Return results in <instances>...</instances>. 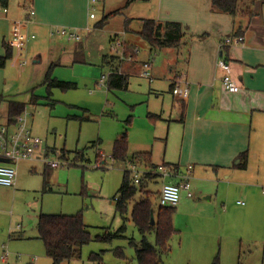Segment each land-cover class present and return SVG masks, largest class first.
<instances>
[{"label": "rangeland", "instance_id": "374dc122", "mask_svg": "<svg viewBox=\"0 0 264 264\" xmlns=\"http://www.w3.org/2000/svg\"><path fill=\"white\" fill-rule=\"evenodd\" d=\"M115 2L106 0L107 6L112 9L116 7ZM96 5L92 11L96 19L89 21L92 39L86 40L84 33L80 34L79 42H74L61 35L57 37L56 45L54 40L42 42L35 34V39L28 41L26 52H23L27 63L10 67V59L4 66L2 75L6 92L3 96L25 104L22 115L27 114V127L31 134L41 139V148L46 151L43 156L47 160L39 155V161L32 164L14 163L16 180L20 182L15 188L0 187L1 253L29 252L42 257V264H51L45 256L42 242L37 239V215L80 212L83 222L90 227L92 240L82 247L79 258L62 264H97L90 259L91 253H100V264H137L134 247L129 241L138 242L139 232L129 213L123 221L115 212L113 201L123 171L128 170L130 164L111 158L113 144L125 132L128 155L148 150L152 164L158 165L166 153L169 156L177 153L179 135L174 134V128H179V125H171L170 137L166 138L167 123L157 116L161 114L167 119L173 99L168 91L169 83L158 76V72L151 71L150 84L141 70L135 69L124 72L127 75L125 89L107 90L106 80L98 85L101 75L109 73V69L102 64V56L114 54L110 51L112 43L109 36L117 33L121 40L127 39L122 34L125 27L122 14L108 18L100 29L93 30L92 23L105 16L101 6ZM117 10L118 7L113 12ZM130 29L139 28L134 23ZM132 35L136 34L129 31L128 37L132 38ZM136 47V61L140 62L145 59L144 50L138 45ZM125 50L126 46L123 55ZM123 55L116 56L113 61L115 67L121 61L130 62L129 54ZM156 57L161 58L162 55ZM155 58L153 64L157 66L159 60ZM51 79L69 82L75 87L67 90L48 88L47 83ZM33 98L34 104L30 103ZM0 107V112H5L3 104ZM5 120L3 115L0 122ZM61 153H64L63 156ZM53 157L59 158L62 166L52 169L47 161ZM44 164L51 169L46 182L41 174ZM253 164L259 166V160H252ZM136 170L140 173L145 171L144 168ZM252 173L239 183L222 180L220 184L211 185L206 181L204 186V178L200 182L199 178L193 180L191 177L192 197L187 198L183 192L180 194L177 210L173 214L176 231L169 241V252L162 257L163 264H189L191 256L187 253L197 252L198 239L207 232L211 222L213 227L210 230L222 237L221 245L225 247L228 244L229 248H233L235 260L232 264H237L234 255L237 252L240 253L241 264H264V194L261 192L264 180L256 178L257 170ZM212 174L205 177L210 178ZM160 185V179L150 185V201L154 210L159 205L157 190ZM200 185L209 189L208 194L199 192ZM209 194L212 199L207 200ZM138 196L134 200L140 199ZM237 201L244 204L237 205ZM122 226L124 230L119 232L120 237L110 241L93 238L106 230L115 233ZM148 240L154 242L152 234L148 235ZM207 244L203 243L204 246ZM117 248L122 251L123 257L117 255Z\"/></svg>", "mask_w": 264, "mask_h": 264}, {"label": "crops", "instance_id": "0c3cea01", "mask_svg": "<svg viewBox=\"0 0 264 264\" xmlns=\"http://www.w3.org/2000/svg\"><path fill=\"white\" fill-rule=\"evenodd\" d=\"M115 4L114 9L107 6L106 0H101L97 5L101 6L102 15H107L118 7L119 12L116 14H122L125 20V32L123 31L122 34L127 40H122L124 46L132 45L136 48V53V45L140 46L144 50L145 57L144 60L137 62L138 55L136 54L132 59L130 58L129 63L119 62L116 66L118 72L126 75L124 72L128 73L137 69L141 70L142 73V64L147 62L150 64L151 71L158 72V76L169 83L168 91L173 99L169 115L167 119L161 114L157 117L167 123L166 138L170 137L171 125H179V128L177 126L174 128V134L178 133L179 135V149L172 156L166 153L158 165L178 166L180 171H184L186 166L190 164L192 166V179L199 178L201 182V179L204 178L203 186L206 181H209L211 185L220 184L222 180L239 183L243 181L244 177L251 176L252 171L256 170V178L263 181L264 0L255 2L254 11L257 15L249 21L244 30L243 42L223 47L220 46L222 40L233 36L236 26L239 23L243 24L245 19L214 11L211 7V0H134L127 6H123L125 0H116ZM122 6L123 9H121ZM4 8L6 11L0 6V57L5 54L4 43L10 45L13 51V56L9 61L10 67L22 66L27 63L23 59V52H26L28 41L35 39V34L41 38L42 42L54 40L57 45V37L62 36L56 34L55 31L64 27L75 29L80 34L85 33L86 40L92 39V28L89 21L96 19V17H89L88 0H8V5ZM30 9L34 11V15L27 19ZM145 19H153L162 23H179L182 26L184 36L178 47L152 49L138 35ZM96 23H92L93 30L100 29V27H96ZM134 23L139 29L132 31L130 25ZM129 31L136 35L129 38ZM119 36L120 34L117 33L110 35L109 42L113 43L114 38H120L121 36ZM160 55H162L161 58L156 57ZM220 55L230 64L231 75L239 87L237 92H228L222 86L223 71L216 66V60ZM116 56L118 55L115 53L102 56V64L109 69V73L114 66L113 61L117 58ZM154 58L159 60V65L154 66ZM4 69V67L0 68V106L3 104L5 112H0V118L3 115L6 116L7 101L9 100L3 96V92H6L5 78L2 75ZM174 79H180L182 84L184 82L187 84L189 94L186 98L179 99L172 94L170 86ZM148 81L149 84L152 83V80ZM34 102V100L33 102L30 100L32 104ZM24 115L27 116V114ZM6 121L7 119L0 124H6L12 131L14 124H7ZM137 152L150 151H136L132 154ZM244 152L247 154L245 167L239 168V155ZM171 159L173 161H169ZM252 160H259V166L257 164L251 165ZM37 161L39 158L19 159L14 163L28 162L32 164ZM129 164L132 166L131 163ZM158 165L152 164L150 168L144 164L135 165L137 168L145 169L140 176V182L136 185L140 184L142 188L137 194L139 198L148 197L150 199L152 192L150 185L157 182L158 179L161 180V185L164 182H176L178 180L176 177L159 178L153 172ZM50 171L51 169H47L44 164L41 174L45 182ZM210 173H213L210 178L205 177ZM165 179L168 181H164ZM19 182L16 180L14 186L4 188H15ZM256 184H258L257 181ZM160 187L157 190V198ZM199 188V192L208 194L209 189H203L201 185ZM201 189L207 192L205 193ZM116 196L113 198L114 204ZM211 197V194L206 196L207 200L212 199ZM215 197L217 196L215 195ZM236 204L243 205L244 203L240 204L237 201ZM174 209L177 210V206ZM39 215L40 213L36 217L35 229ZM211 224L212 222L207 232L198 239L199 243L195 250L197 252L187 253L186 251L191 256L188 261L189 264H212L215 258L218 259L219 264H232L235 260L233 248H229L228 244L225 247L221 245L222 237L219 238L210 230L213 227ZM217 225L219 227V223ZM20 237L19 235L18 238ZM204 242L208 244L204 246ZM234 255L238 264L240 253L237 252ZM46 257L52 264V260L48 256ZM42 263V257H37L29 252L18 254L11 251L4 253L0 251V264Z\"/></svg>", "mask_w": 264, "mask_h": 264}, {"label": "trees", "instance_id": "16d2710c", "mask_svg": "<svg viewBox=\"0 0 264 264\" xmlns=\"http://www.w3.org/2000/svg\"><path fill=\"white\" fill-rule=\"evenodd\" d=\"M134 0H125L124 6H127ZM258 0H211V7L214 11L223 12L233 17H241L245 19L243 24L239 23L233 33V36L243 35L249 21L257 15L254 11V4ZM8 0H0V6L6 7ZM119 10L111 12L103 17L102 20L96 23V27H101L105 20L112 15L118 13ZM140 38L148 43L152 49L176 48L184 36L182 26L176 22H158L153 19L143 20L138 32ZM5 54L0 57V68H3L7 61L13 56V51L10 45L4 43ZM136 48L132 45H126L125 55L129 54L132 59L136 55ZM124 55V56H125ZM48 88L56 87L61 90H67L75 87L74 84L51 79L47 83ZM108 90L125 89L127 86V76L120 74L117 67L113 66L106 80ZM172 89V84L170 86ZM35 99H31L33 102ZM25 109V104L14 99L7 101V124H13ZM64 154V153H63ZM63 154H61L63 156ZM66 155V154H65ZM111 158L116 162L131 163L134 166L144 164L151 167L150 152H137L128 155V147L126 133L123 132L113 144ZM239 168L245 167L247 154L240 153ZM169 166V165H166ZM130 167V166H129ZM178 169V166H170ZM140 184L136 186L133 183L129 170H124L121 178V183L118 188L117 196L115 197V212L125 221L127 214L137 228L140 240L135 242L133 239L129 244L134 247L135 258L137 264H163L162 257L169 250V241L175 233L173 227L174 207H166L158 205L156 210L153 209L152 203L148 197L134 200L138 192L141 191ZM130 205V207H129ZM154 215L153 222L151 217ZM90 227L87 226L82 219L80 212L75 214H44L40 213L37 224V237L41 240L46 256L52 260V264H60L64 261L79 258L82 247L92 240ZM124 226L120 227L115 233L105 231L93 237L100 241H110L114 237H120ZM152 234L154 242L148 240V235ZM117 255L123 257V253L117 248ZM264 253V245H263ZM90 259L97 264L101 262L100 253H91ZM240 259V256H239ZM238 259V264H241ZM212 264H219L215 258Z\"/></svg>", "mask_w": 264, "mask_h": 264}, {"label": "built area", "instance_id": "2783aa9c", "mask_svg": "<svg viewBox=\"0 0 264 264\" xmlns=\"http://www.w3.org/2000/svg\"><path fill=\"white\" fill-rule=\"evenodd\" d=\"M100 0H88V9L90 11L89 17L94 18L95 5ZM4 11L6 9L2 7ZM34 15V11L32 9L28 10L27 19H30ZM56 34H60L64 36L67 41H80L81 36L80 33L75 29L68 28H58L55 31ZM244 37L242 35L227 37L222 40L220 46L226 45H236L242 43ZM112 45L110 50L117 55H123L124 51V42L120 38H114L112 41ZM121 49V51H119ZM124 57V55H123ZM130 58V57H129ZM216 66L219 67L223 71V75L221 78L222 86L228 92H237L239 87L237 82L233 79L231 75L230 64L220 55L216 60ZM142 76L147 78L148 80H152L150 64L145 62L142 64ZM107 76L102 75L99 85L105 83L107 80ZM172 94L179 98H186L189 94V88L187 84L184 82L181 83L180 79H174L172 81ZM25 115L17 116L14 124V129L10 131L9 126L6 124H0V158H11L14 161L19 159H33L40 158L39 155H45V148H41V139L37 136L31 134L30 130L26 125ZM47 163L52 168H58L62 166L59 158H54L52 160L47 161ZM136 166L132 165L129 167V171L131 173V177L133 183L137 185L140 182V173L136 170ZM191 171L192 166L189 164L186 166L184 171H180L179 169H175L166 165H158L153 170V172L161 179L166 177H176L178 180L176 182H164L159 190L158 202L161 206L166 207H175L178 205L180 200L181 192L185 193L187 197H192L191 191ZM16 180V169L13 165L0 163V186L12 187L15 184ZM262 193L264 194V187L262 188ZM238 203L242 204L243 202L238 201Z\"/></svg>", "mask_w": 264, "mask_h": 264}, {"label": "water", "instance_id": "95a60500", "mask_svg": "<svg viewBox=\"0 0 264 264\" xmlns=\"http://www.w3.org/2000/svg\"><path fill=\"white\" fill-rule=\"evenodd\" d=\"M0 163L13 164L14 163V159H11V158H0ZM152 222H153V218L151 217V223Z\"/></svg>", "mask_w": 264, "mask_h": 264}]
</instances>
